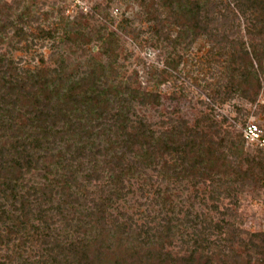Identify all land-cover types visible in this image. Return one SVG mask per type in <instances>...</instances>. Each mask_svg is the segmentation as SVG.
I'll list each match as a JSON object with an SVG mask.
<instances>
[{"label":"trees","instance_id":"obj_1","mask_svg":"<svg viewBox=\"0 0 264 264\" xmlns=\"http://www.w3.org/2000/svg\"><path fill=\"white\" fill-rule=\"evenodd\" d=\"M138 2L120 30L171 48L163 68L140 57L143 70L128 75L113 52L117 33L102 27L96 39L107 60L76 70L63 57L22 67L0 52V264H264V232L242 231L218 205L237 184L264 181V149L246 151L242 133L225 128L213 106L235 97L256 103L264 89V0ZM12 24L15 37L26 35ZM56 32L41 28L39 37ZM81 36L71 28L61 41L85 44ZM199 40L213 73L210 112L157 129L137 108L161 105L158 87L178 86ZM203 184L219 218L196 209L198 200L208 205ZM135 186L140 219L124 207Z\"/></svg>","mask_w":264,"mask_h":264},{"label":"rangeland","instance_id":"obj_2","mask_svg":"<svg viewBox=\"0 0 264 264\" xmlns=\"http://www.w3.org/2000/svg\"><path fill=\"white\" fill-rule=\"evenodd\" d=\"M139 10L138 0H0V38L4 39L0 52H8L22 67L38 66L42 59L48 65L55 66V59L63 57L68 63V69L76 70L93 59L107 60L108 55L96 39V31L102 27L106 33H117L119 41L114 45L113 52L124 63L128 75L136 74V70L141 73L143 67L137 60L140 57L149 64L163 68L165 59L172 52L171 48L154 47L144 41L139 44L120 30L124 17H135ZM22 14L26 16L28 24L24 25L19 21ZM12 22L22 26L26 35L15 37L16 30ZM137 22L140 27L142 23ZM87 25L90 27L87 28ZM41 28L58 29V32L54 34V39H43L39 37ZM71 28L82 30L81 42L85 44L61 41ZM203 53V40H199L184 56L180 65L177 73L178 88L172 82L158 87L161 105L137 108L138 113L145 116L155 128L162 127L164 122L174 118L185 119L193 125L203 113L210 112L208 104L212 105L213 102L205 86L207 82L213 81V73L202 64ZM181 86L186 88L182 95L179 91ZM213 106L218 121L233 133H240L242 126L250 122L264 126V89L256 103L235 97L224 104L217 103ZM240 109L243 111L240 112ZM245 147L249 152L251 148L247 145ZM199 189L200 197L204 196L208 205L198 200L196 209L211 212L216 218L222 216L210 210L213 200L209 197V184H203ZM135 192L124 203V207L131 213H136V217L140 219L143 218V212L139 210L144 209L141 205L144 199L137 186ZM180 193L186 200L193 189H181ZM188 204L187 201L186 206ZM218 205L220 212H229L226 218L242 231L264 232V181L237 184L235 191L229 195L226 192L220 195Z\"/></svg>","mask_w":264,"mask_h":264},{"label":"built area","instance_id":"obj_3","mask_svg":"<svg viewBox=\"0 0 264 264\" xmlns=\"http://www.w3.org/2000/svg\"><path fill=\"white\" fill-rule=\"evenodd\" d=\"M241 133L248 147L264 149V126L250 122L242 126Z\"/></svg>","mask_w":264,"mask_h":264}]
</instances>
